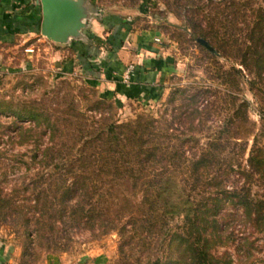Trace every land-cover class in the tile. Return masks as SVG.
Wrapping results in <instances>:
<instances>
[{"label":"rangeland","instance_id":"1","mask_svg":"<svg viewBox=\"0 0 264 264\" xmlns=\"http://www.w3.org/2000/svg\"><path fill=\"white\" fill-rule=\"evenodd\" d=\"M89 1L101 17L120 13L130 29H149L153 38L158 34L154 41L167 54L166 58L157 59L166 65L159 83L162 91L144 97L132 91L127 95L117 81L114 91L100 88L84 78L83 73L63 67L66 58L59 60L52 54L51 46L58 43L40 34L27 43L20 41L15 48H0V199L12 200V206L4 209L0 218V264H154L157 256L165 262L169 254L166 245L160 249L136 241L124 245L119 229L104 233L105 228L98 225L66 228L58 222L54 239L38 245L35 219L44 207L52 214L51 203L63 179L68 186L73 182L65 170L83 149L84 143L79 138L92 137L111 123L153 119L157 130H165L182 140L193 136L199 144L194 149L190 142L184 145L188 158L207 149L211 139L221 137L226 144L222 157L235 170L225 182L227 187L238 192L244 188L252 199L264 202V179L249 178L241 172L248 170L254 137L264 147V120L260 118V113L264 114V80L258 86L261 92L253 89L250 82L255 80L254 76L240 65L239 59L217 53L210 45L212 51L201 47L188 22L193 18L203 28L213 26L219 38L245 43L259 9L264 8V0ZM232 2L237 6H232ZM180 6L191 11L185 14ZM124 32L127 34L128 27ZM234 68L242 73L236 74ZM110 75L117 80L122 78ZM119 95L128 98L122 101ZM244 100L249 107L246 113L240 110V116L236 117L237 107ZM196 109L200 115L193 122L196 131L190 133V117ZM29 112L41 117L38 121L29 119ZM170 143L180 144L174 139ZM52 146L71 154L62 162L50 159L44 150ZM238 163L242 169L237 167ZM130 185L106 184L102 189L104 199L96 198L97 211L106 208L104 212L117 220L118 228L131 216L126 210L116 218L126 198L136 205L141 197ZM222 216L230 242L219 248L218 254L228 251L239 262V246L247 238L252 243L250 262L264 264V233L254 231L244 221L239 206L224 207ZM136 217L139 218L138 214ZM27 218L31 222L26 226ZM180 224V219L169 221L172 229Z\"/></svg>","mask_w":264,"mask_h":264},{"label":"trees","instance_id":"2","mask_svg":"<svg viewBox=\"0 0 264 264\" xmlns=\"http://www.w3.org/2000/svg\"><path fill=\"white\" fill-rule=\"evenodd\" d=\"M232 6L237 4L232 2ZM180 7L185 14L191 11L185 9V6ZM106 21L113 25L119 22L124 29L128 27V31L132 30L128 26L129 22L118 17L108 16ZM188 22L195 40L202 39L217 53L239 59L240 65L254 76L255 80L250 82L253 89L261 92L258 86L264 80V8L259 9L249 40L245 43H240L237 39L230 41L219 38V33L213 26L203 28L193 18ZM85 33L90 34L89 30ZM113 41L108 40L112 49L116 48ZM158 64H162L161 61ZM139 69L135 67L134 74ZM113 70L106 66V76L111 78ZM126 70V67L118 69L119 77ZM233 71L236 74L242 73L236 68ZM133 79L131 77L130 80ZM121 80L116 81L123 92ZM248 107L249 102L244 100L237 107L235 116H240V110L246 113ZM198 115L200 113L196 109L190 117V133L196 131L193 122ZM40 117L36 112H29L27 116L35 121ZM245 117V121L249 122L248 117ZM260 118L264 120L263 113H260ZM254 126L251 124V127ZM57 138L59 140L61 136ZM173 139L180 144L172 145L170 142ZM79 140L84 143L83 149L73 158L74 163L70 164V168L65 170L73 177V182L68 186L67 180L63 179L56 188L59 196L51 203L52 214L44 207L39 218L35 219L38 245L54 239V235L58 233V222L66 228L82 224L94 228L98 225L105 228L104 233L119 229L124 245H132L135 241L144 246L146 243L154 245L157 249L166 245L169 250L167 259L163 262L157 256L154 264H255L250 262L252 243L247 238L239 246V262L236 263L228 251L218 254V249L227 247L230 242V236L226 235V227L222 224L223 209L230 204L243 209V219L254 231L264 233V202L252 199L244 188L238 192L229 189L225 183L230 172L235 170L234 165L225 163L226 160L222 157L226 144L221 137L211 139L207 142V149L188 158L184 145L190 142L194 149L199 144L196 138L190 136L182 140L165 130H157L155 120L140 118L138 122L107 124L94 136L86 137L85 140L81 137ZM257 140V136L254 137L247 159L248 170L242 169L241 163L237 167L242 169L241 172L246 177L264 179V147L259 146ZM246 150L247 146L244 153ZM54 151L56 152L52 155ZM44 154L62 162L71 151L66 154L52 146L46 148ZM112 182L114 185L129 182L130 187L141 194L136 205L126 198L124 206L116 212V218L126 210L131 215L128 222L120 228L117 220L104 212L106 208L102 207V212L95 207L96 198L104 199L103 187L106 184L112 186ZM11 206L12 200L0 199V218L2 211ZM137 214L139 218L136 217ZM174 219H180L181 224L172 229L169 221ZM30 222L27 218L25 225Z\"/></svg>","mask_w":264,"mask_h":264},{"label":"crops","instance_id":"3","mask_svg":"<svg viewBox=\"0 0 264 264\" xmlns=\"http://www.w3.org/2000/svg\"><path fill=\"white\" fill-rule=\"evenodd\" d=\"M39 1L0 0L1 49L6 48V46L15 48L20 41L27 43L28 39L39 38L42 22V10ZM108 16L121 19L123 15L119 13L100 16L103 18L101 22V19L91 20L88 29L90 34L85 33L86 38H80L77 41L71 40L68 44H54L51 46L54 48L53 56L59 60L65 57L63 67L73 70L74 73H83L84 78L93 81L98 87L110 91L117 88L115 82L117 79L114 76H111L112 78L107 77L105 67L109 66L114 69L111 73L117 76H119L118 69L132 67L131 77L134 79L124 82L122 78L120 81L124 93L127 94L132 91L141 97L152 92L160 93L162 85L159 83L164 77L166 65L158 64L157 59H164L167 54L154 41L155 38H159L158 34L155 33L153 38L149 29L131 30L125 34L124 27L119 22H115L114 25L107 23L106 17ZM41 37L43 36L41 35ZM108 40H114L113 44L116 45V48L112 49L111 46H108L106 43ZM13 41L14 44H12ZM48 43L53 42L49 41ZM119 44L120 47H118ZM135 67L140 69L134 74ZM118 97L122 101L128 98L124 95Z\"/></svg>","mask_w":264,"mask_h":264},{"label":"water","instance_id":"4","mask_svg":"<svg viewBox=\"0 0 264 264\" xmlns=\"http://www.w3.org/2000/svg\"><path fill=\"white\" fill-rule=\"evenodd\" d=\"M42 36L58 44H68L86 38L90 21L101 19L96 7L89 0H40ZM198 42L212 51L209 44L199 39Z\"/></svg>","mask_w":264,"mask_h":264},{"label":"built area","instance_id":"5","mask_svg":"<svg viewBox=\"0 0 264 264\" xmlns=\"http://www.w3.org/2000/svg\"><path fill=\"white\" fill-rule=\"evenodd\" d=\"M132 72H133V68L132 67H130L129 69L126 70L125 74L122 77L124 82H129L130 81Z\"/></svg>","mask_w":264,"mask_h":264}]
</instances>
